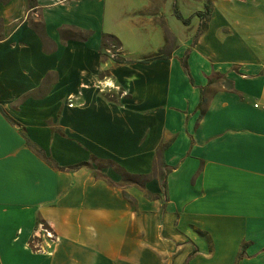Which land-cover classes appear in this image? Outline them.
<instances>
[{"label": "crops", "instance_id": "0c3cea01", "mask_svg": "<svg viewBox=\"0 0 264 264\" xmlns=\"http://www.w3.org/2000/svg\"><path fill=\"white\" fill-rule=\"evenodd\" d=\"M189 1L0 0V264H264V0Z\"/></svg>", "mask_w": 264, "mask_h": 264}, {"label": "trees", "instance_id": "16d2710c", "mask_svg": "<svg viewBox=\"0 0 264 264\" xmlns=\"http://www.w3.org/2000/svg\"><path fill=\"white\" fill-rule=\"evenodd\" d=\"M35 2H36V0H30V4H31V6H34V5H35ZM208 9H209V6L207 5V6H206V11H205V13L208 12ZM178 16H179V18L183 19L182 15H181L180 13H178ZM184 21H185V22H189V19H184ZM70 31H71V33H73L72 30H70ZM103 37H104L103 44H104L105 48H106V49H112V51L116 52V55H118L119 52H117V49H118L119 47H121V41H120V39H119L116 35H114V34H108V33L104 34ZM188 51L190 52V50H188ZM117 53H118V54H117ZM187 55H188V54H187ZM116 62L122 64V63H127V62H129V60H127L124 56H119V57L116 58ZM183 65H184L185 70L187 71V73H189L187 59H184V60H183ZM203 102H204V99H203V101L201 102V104L199 105L200 107L202 106V103H203ZM110 163H111V162H110ZM85 164H88V163H87V162H82V163H80V164H78V165H76V166H74V167H80V166L85 165ZM94 173H95V176H97V177H100V176H101L99 173H96V172H94ZM128 175H129V174H127L126 176H128ZM102 176H103V175H102ZM130 176H131V175H130ZM132 177H138V176H132ZM163 187H164L165 194H166V193H167V190H166L165 182H163ZM125 194H126V192H125ZM244 251H245V250H244V247H243V249H242V253H243Z\"/></svg>", "mask_w": 264, "mask_h": 264}, {"label": "built area", "instance_id": "2783aa9c", "mask_svg": "<svg viewBox=\"0 0 264 264\" xmlns=\"http://www.w3.org/2000/svg\"><path fill=\"white\" fill-rule=\"evenodd\" d=\"M108 52L112 53L113 56H116V54L111 49H108ZM106 86L110 87L111 85L107 84ZM71 105H73V103H71ZM35 236L46 239L47 242L46 247L37 245V249L39 251L50 252L54 247L55 243L59 241V237L56 235V233L45 224L40 225V228L35 234Z\"/></svg>", "mask_w": 264, "mask_h": 264}, {"label": "rangeland", "instance_id": "374dc122", "mask_svg": "<svg viewBox=\"0 0 264 264\" xmlns=\"http://www.w3.org/2000/svg\"><path fill=\"white\" fill-rule=\"evenodd\" d=\"M173 1H176V0H168V5H169V6H172V2H173ZM192 1H194V0H190V1H189L190 3L187 4L186 7L190 8V7L192 6ZM180 4L182 5V3H180ZM182 6H184V5H182ZM182 31H183V30H181V32H182Z\"/></svg>", "mask_w": 264, "mask_h": 264}]
</instances>
